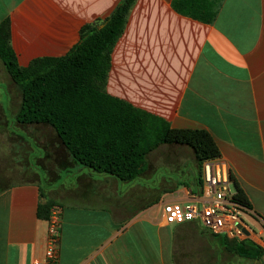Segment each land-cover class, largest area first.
Here are the masks:
<instances>
[{
  "label": "crops",
  "instance_id": "obj_1",
  "mask_svg": "<svg viewBox=\"0 0 264 264\" xmlns=\"http://www.w3.org/2000/svg\"><path fill=\"white\" fill-rule=\"evenodd\" d=\"M121 1L0 0V22L10 20L21 65L20 57L31 62L65 56L84 25L106 19ZM174 1L134 3L116 52L124 59L117 64L114 49L107 92L171 128L205 129L215 137L252 205L245 214L260 226L256 232L248 224L247 238L259 237L261 242L252 241L264 250V0H221L208 21L179 13ZM20 126L36 143L25 127L45 125ZM51 129L49 149L37 145L41 157L32 162L30 142L6 120L12 160L18 162L20 143L26 148L23 180L0 193V264L45 261L49 224L38 207L47 201L61 209L55 264H174L173 224L166 222L161 202L185 201L199 191L194 151L161 145L152 153L178 149L194 162L170 170L173 178L154 181L162 168L152 170L147 159L146 173L123 183L78 165ZM257 264H264V254Z\"/></svg>",
  "mask_w": 264,
  "mask_h": 264
},
{
  "label": "trees",
  "instance_id": "obj_2",
  "mask_svg": "<svg viewBox=\"0 0 264 264\" xmlns=\"http://www.w3.org/2000/svg\"><path fill=\"white\" fill-rule=\"evenodd\" d=\"M137 0H122L106 19L84 25L79 41L62 57H40L22 66L11 42L9 18L0 22V60L21 93L16 123L53 128L72 159L81 167L123 183L139 180L149 155L161 145L190 147L198 160L197 187L203 186L202 164L221 158L215 137L205 129L171 128L169 123L106 90L112 53ZM221 0H175L176 11L211 20ZM235 198L252 205L231 176ZM183 184V183H182ZM7 187L0 185V193ZM41 197L45 196L41 194ZM53 201L39 204L38 216L50 219ZM214 243L240 258L259 260L263 248L251 240L211 234Z\"/></svg>",
  "mask_w": 264,
  "mask_h": 264
},
{
  "label": "rangeland",
  "instance_id": "obj_3",
  "mask_svg": "<svg viewBox=\"0 0 264 264\" xmlns=\"http://www.w3.org/2000/svg\"><path fill=\"white\" fill-rule=\"evenodd\" d=\"M121 38V37H120ZM121 42V40H119ZM118 44L115 46L114 55H117V64H121L124 56L117 52ZM121 50V49H118ZM113 55V53H112ZM30 57H27L29 59ZM26 59V60H27ZM133 56H132V59ZM20 62L22 66H28L30 62L25 61L24 58L20 57ZM126 62V60H125ZM106 90L107 85H106ZM21 104V93L16 85L10 79L3 63L0 60V180L2 185H8L13 182L22 181L20 177V170L23 165V158L25 154V146L19 144V150L17 154L18 162L12 160L13 153H10V142L6 133L3 130L6 129V120L9 121V129L16 132L19 136L24 137L28 140L32 146V162L41 157L40 148L38 146H44L49 149L51 144L52 135L51 128L47 126H29L27 128L28 134L33 138L36 143L32 142L30 138H27L23 133L22 127L16 123L15 114L19 111ZM6 114V116H5ZM7 117V119H6ZM38 145V146H37ZM30 149V148H29ZM160 152V153H159ZM186 152H179L178 149H162L154 153H151L148 157V163L152 170H158L156 178L166 176L168 178H173V174H170V170L177 171L182 169L185 162H194V159ZM196 170L194 172L195 178L198 176L199 165H195ZM167 169V170H166ZM186 173L189 169H185ZM64 176L68 174L66 170L63 171ZM175 176H182V173ZM185 176V175H184ZM193 184L197 187V182L194 180ZM235 190V186H232ZM197 190L199 188L197 187ZM168 198V197H167ZM243 220L252 226V228L258 232L259 224L258 222L252 221L251 217L243 213ZM171 231L173 230V263L174 264H257L260 260H250L240 258L239 256L227 252L224 248L215 246L214 240L211 236L212 233L208 232L196 223H186L182 225L173 224L171 226ZM170 231V233H171ZM253 238V239H252ZM238 240H248L231 238ZM216 239L215 241H217ZM249 240H255L256 242H261L259 237L251 236ZM214 244V245H213Z\"/></svg>",
  "mask_w": 264,
  "mask_h": 264
},
{
  "label": "built area",
  "instance_id": "obj_4",
  "mask_svg": "<svg viewBox=\"0 0 264 264\" xmlns=\"http://www.w3.org/2000/svg\"><path fill=\"white\" fill-rule=\"evenodd\" d=\"M203 186L197 193H188L185 201H162L161 210L168 224L196 223L215 235L245 239L250 233L243 213L248 208L236 198L231 169L223 158L204 161ZM61 209L54 207L48 221L45 261L33 264H55L60 243Z\"/></svg>",
  "mask_w": 264,
  "mask_h": 264
}]
</instances>
